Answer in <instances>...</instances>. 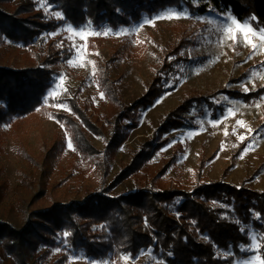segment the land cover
Masks as SVG:
<instances>
[{
    "label": "rangeland",
    "instance_id": "374dc122",
    "mask_svg": "<svg viewBox=\"0 0 264 264\" xmlns=\"http://www.w3.org/2000/svg\"><path fill=\"white\" fill-rule=\"evenodd\" d=\"M34 1L48 18L61 19L57 16L61 13L47 0ZM166 12H182L186 17L157 19ZM229 16L200 15L186 7H169L117 28L91 23L74 26L65 22L54 31L43 32L30 47L7 39L0 41V66L11 69L41 64L48 39L54 42L55 48L67 53L66 58L48 65L58 72L42 98V109L0 125V222L21 229L36 210L82 201L100 188L106 190L107 196L117 197L134 192L149 183V179L158 188L189 189L195 184L197 172L205 182L264 190V92L250 100L229 94L230 91L254 92L264 87V46L253 55L250 47L225 41L223 29L231 24ZM234 20L241 25L250 23L257 31L264 29L248 19ZM69 26L76 31L85 29L89 34L81 39L67 30ZM177 45L181 47L175 49ZM69 60L83 66L74 67ZM164 65L169 68L165 69ZM158 76L163 90L150 106L138 112L136 127L126 129L123 122L127 137L115 155L110 156L105 152L113 130L110 118L121 105L128 106L139 100ZM58 83L66 91L57 90L53 98L49 93ZM100 91L104 93L103 98ZM194 96H201L212 105L204 102L191 107L185 115L187 124L160 132L169 111L186 97ZM72 102L85 109L94 126L92 130L74 113ZM59 103L66 108L57 107ZM237 121L244 124L239 125ZM74 123L94 153L85 155L79 151L72 129ZM241 135L246 136L244 141L239 139ZM68 138L75 150L68 148ZM148 143H151V152L144 162L145 170L115 183V177ZM65 233L59 231L57 245L41 246L31 261L37 264H167L151 247L127 261L121 258L128 255L112 252L103 258L91 259L71 249ZM249 233L252 244V237L258 235L253 229ZM253 255L233 264H241ZM0 264L18 263L6 255L0 258Z\"/></svg>",
    "mask_w": 264,
    "mask_h": 264
},
{
    "label": "trees",
    "instance_id": "16d2710c",
    "mask_svg": "<svg viewBox=\"0 0 264 264\" xmlns=\"http://www.w3.org/2000/svg\"><path fill=\"white\" fill-rule=\"evenodd\" d=\"M47 1L63 18H48L34 0H0V41L7 39L30 47L43 32L54 31L65 22L74 26L91 23L117 28L169 7H186L200 15H230L238 21L248 19L264 27V0ZM45 47L44 60L37 66L22 69L0 66V125L42 109V98L58 72L48 65L67 57L66 51L55 48L50 39ZM160 77L154 78V83L136 102L128 106L118 104L121 109L109 120L113 130L105 152L110 156L115 155L127 137L123 122L126 129L136 127L138 112L160 95L163 90ZM263 92L264 87H258L254 92L230 91L229 94L250 100ZM204 102L212 105L201 96L186 97L169 111L159 131L167 132L187 124L185 115L191 107ZM71 107L92 130L94 126L85 109L74 102ZM72 129L79 151L85 155L94 153L78 125L72 124ZM150 146L151 143L145 144L134 154L131 163L115 177V183L145 170L143 165L150 156ZM105 191L100 188L82 201L54 204L31 212L21 229L0 222V258L10 255L18 264H37L31 261L32 255L41 246H56L58 232L63 230L69 233L68 246L91 259L103 258L111 252L136 257L142 249L151 247L167 264H233L253 254L242 250L251 244L250 229L257 232V237L264 236V190L205 182L197 172L195 184L189 189L158 188L149 179V183L134 192L117 197H109ZM258 242L264 244V240ZM259 255L264 256V248Z\"/></svg>",
    "mask_w": 264,
    "mask_h": 264
},
{
    "label": "snow or ice",
    "instance_id": "6c2138e0",
    "mask_svg": "<svg viewBox=\"0 0 264 264\" xmlns=\"http://www.w3.org/2000/svg\"><path fill=\"white\" fill-rule=\"evenodd\" d=\"M57 16H58V18H63L60 14H57ZM182 17H186V14L182 13V12H166L163 15H158L157 19H160V18L180 19ZM228 19L231 21V24L226 25L225 28L223 29V35H224L225 41L231 40V41H233L234 44H241V45H244L246 47H250L252 49L253 55H255L256 52L262 46H264V29L257 31L255 29L251 28L250 23L241 25L237 21H235L234 18H232L231 16H229ZM254 19L255 18L253 17V20ZM233 25H235V31H233ZM67 30L70 32H73L74 35L79 36L81 39L86 38V36L89 34L86 32L85 29H80L79 31H76V30L72 29L71 26H69V28ZM110 31L111 30H109V32ZM109 32H105L103 34L107 35V34H109ZM94 34H100V33H94ZM115 34L119 35L121 33H115ZM73 47L81 48L82 46L73 45ZM249 59H251V56L249 57ZM88 63H93V65H94V62H88ZM262 63H264V62H262ZM69 64L74 66V67L83 66V64L74 63V61H72V60H69ZM92 74L95 75V71H93ZM253 75H255V74H253ZM62 79H63V77H61V80ZM57 90L66 91V89H63L62 85L58 83L57 88L53 89V92L49 93V95L53 96V93H55ZM245 90H247V89H245ZM99 95L101 98L104 97V93L102 91L99 92ZM53 98H55V96H53ZM56 106L61 107V108H66V105H64L63 103H59ZM67 110L71 111L70 109H67ZM229 113L230 114L232 113V109H229ZM237 124L243 125L244 122L243 121H237ZM248 131L252 132L254 130L248 129ZM225 134L227 135V132ZM239 139L241 141H244L246 139V136L241 135L239 137ZM67 146L69 149L75 150L73 147L71 138H68ZM249 148H251V145H249ZM64 235L67 236V235H69V233H65ZM252 240H253V243L248 245L246 247V249L242 248V250L251 251L254 253V255L250 259L241 262V264H264V256L257 254L260 252L261 248H264V244H259V243H257V241L258 240H264V236H259V237L254 236V237H252ZM57 251H59V250H57ZM130 258L131 257H122L121 259L127 261ZM102 264H107V262H102Z\"/></svg>",
    "mask_w": 264,
    "mask_h": 264
}]
</instances>
